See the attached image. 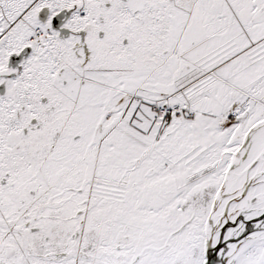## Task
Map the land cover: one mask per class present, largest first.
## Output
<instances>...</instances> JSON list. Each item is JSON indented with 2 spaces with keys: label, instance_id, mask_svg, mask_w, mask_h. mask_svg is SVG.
Here are the masks:
<instances>
[{
  "label": "snow or ice",
  "instance_id": "6c2138e0",
  "mask_svg": "<svg viewBox=\"0 0 264 264\" xmlns=\"http://www.w3.org/2000/svg\"><path fill=\"white\" fill-rule=\"evenodd\" d=\"M0 264H264V0H0Z\"/></svg>",
  "mask_w": 264,
  "mask_h": 264
}]
</instances>
